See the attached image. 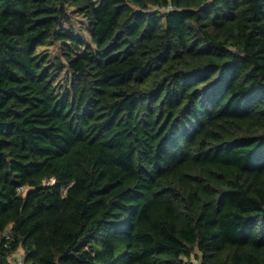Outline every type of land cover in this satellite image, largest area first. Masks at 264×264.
<instances>
[{
  "label": "trees",
  "instance_id": "obj_1",
  "mask_svg": "<svg viewBox=\"0 0 264 264\" xmlns=\"http://www.w3.org/2000/svg\"><path fill=\"white\" fill-rule=\"evenodd\" d=\"M8 227L2 264H264V0H0Z\"/></svg>",
  "mask_w": 264,
  "mask_h": 264
},
{
  "label": "rangeland",
  "instance_id": "obj_2",
  "mask_svg": "<svg viewBox=\"0 0 264 264\" xmlns=\"http://www.w3.org/2000/svg\"><path fill=\"white\" fill-rule=\"evenodd\" d=\"M68 14L71 17L72 25L74 26L77 34L80 35L85 40V42H89L90 41V34L86 29L87 24L84 21V19L82 17L77 16L74 13H72L71 9L69 10ZM40 52H47L51 55V57H56L60 54V46L54 45V46H50L47 48H43L40 50ZM61 83L63 85L67 84L66 81H62ZM195 262L197 263V261H195Z\"/></svg>",
  "mask_w": 264,
  "mask_h": 264
},
{
  "label": "built area",
  "instance_id": "obj_3",
  "mask_svg": "<svg viewBox=\"0 0 264 264\" xmlns=\"http://www.w3.org/2000/svg\"><path fill=\"white\" fill-rule=\"evenodd\" d=\"M5 239L6 241H10L12 239V233H11V227H8L3 233H2V237L0 238L1 240ZM23 257L22 255H16L14 256L11 261L10 264H23ZM0 264H2V262L0 261Z\"/></svg>",
  "mask_w": 264,
  "mask_h": 264
}]
</instances>
